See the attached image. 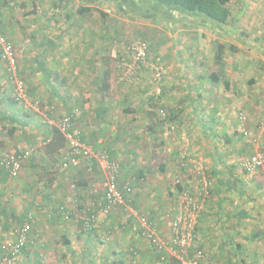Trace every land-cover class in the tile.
<instances>
[{"label": "crops", "instance_id": "crops-1", "mask_svg": "<svg viewBox=\"0 0 264 264\" xmlns=\"http://www.w3.org/2000/svg\"><path fill=\"white\" fill-rule=\"evenodd\" d=\"M108 1L110 0H49L45 5L50 3V7L60 10L57 16L62 17V19L59 17L45 23V19L41 17V28L36 30L37 34L35 35V40L38 42L36 49H33V43L31 44L27 38H20V56L28 59V62L24 58L26 62L18 69L26 78V82L22 80L26 85L27 92L32 97L29 99L44 102L46 110H48V106H53L56 108L58 118L69 111H73L76 129L80 132L81 137L85 142L100 150L108 149L106 148L109 145L106 131L115 130L114 110L111 107L112 102L108 94L110 87H108L107 82L104 84L102 79L106 72L105 67H102V57L103 54L108 52L110 54L111 51L109 49L103 51V48L105 43L109 47L112 41H117L122 30L118 28L119 25H116L118 21L115 19L103 20L99 17L94 21H89L79 19L78 15L88 12L95 14L93 11L95 7L108 12L109 6L105 8L100 4ZM131 1L132 7H138L136 0ZM254 5V3H243L244 16L249 10L256 9ZM82 7H91V10L81 13L78 9ZM120 7L123 8L125 5L122 4ZM121 8L118 10L119 13H122ZM244 16L235 22L229 19L227 25L222 28H213L208 23L205 24L192 19L173 20L168 17L159 20L154 19L165 25L164 27L167 29L163 30H165L169 40L167 42L160 41L153 48L155 53H159L163 59L165 58V75L159 88H154V92L151 93L152 96L145 107L147 105L148 110L154 108L153 113L148 111L149 115H156L155 110L159 108L165 109L169 115L166 121H162L159 125L152 124L151 119H148L150 121L147 126L149 132L152 133V143H156L155 146L151 145L149 148V156H160L155 166L151 167V170L153 169V179L151 180L153 188L149 197L152 199L153 205L150 209L159 210L160 204H162L161 208H175L178 197L173 184L175 177H180L184 186H194L193 181H190L192 177L188 171L190 169L178 164L181 157L192 154L194 156L192 158H195L200 164L199 167H202L201 170L198 167V170L200 173L203 171V175L208 179L209 196L201 213L199 225L202 236L201 245L206 248L204 250H207V255L209 253L210 264H217L219 252H222L226 247L229 250H234L236 247L244 248L243 250L249 254L246 258L252 263L250 256L255 255L253 250L258 245H264V201H260L258 197L260 195L259 189L264 191V186L261 182L256 181L254 190H243L239 193L237 188L244 186L241 180L237 179V183L240 184V186L237 185V188L235 183L230 181L231 178L240 174V171L247 172L244 168V161L251 152L246 154L248 147L243 138L252 140L250 133H253L251 129L255 123L254 118L258 116V119L261 120L262 115L264 117V107L262 108L259 105L260 101H258V99L264 100V72L260 64V59L264 58V43L261 36V33L264 32V28L261 27H264V22L262 21L258 25V21L254 18H249V16L244 18ZM120 20L123 21V19ZM162 24H159L158 27L161 28ZM47 25L51 26L53 30L51 34L46 27ZM111 26H115V28ZM3 28L6 32L8 31L6 26ZM11 42L13 43L12 40ZM232 45L234 50L231 49ZM52 47L53 50L50 51ZM185 49H189L192 54L185 53ZM213 54L216 55L218 68L215 71H210L207 77L203 75L205 73L201 68L191 69L183 63V59L191 55L193 58L208 57L212 60V58L214 59ZM217 56H219L218 60ZM170 57H174L176 60L171 62ZM175 64L177 65L173 67ZM3 65L4 62L0 59V151L5 148L25 147L27 144L36 145L40 142L44 144L50 135V127L55 124L57 117L46 116L44 121L40 117V121L44 123L42 126L37 118L38 115H35L31 110L33 108L38 111V108L34 106L30 108V105L26 104L21 106L11 103L10 96L13 92L8 88L7 73ZM213 74L218 76L217 81L211 79L210 76ZM91 75L96 77V82L93 85L86 82ZM257 101L258 104H256ZM131 106L133 109L125 106L121 109L122 114L127 115V118H131L130 116L137 110L135 109L137 108L136 105ZM256 110H260L261 113L256 114ZM47 113L50 112L47 111ZM47 113L46 115H48ZM240 113L245 114V122L238 120ZM123 126V129L119 126L115 133L124 131L122 135L125 136L127 132H131L128 124L125 123ZM212 126L217 130L214 131ZM33 135L38 139L42 135L40 142L33 141L31 139L34 137ZM193 139L196 141L193 142ZM35 163L32 160L27 164L25 163L19 178L15 182L0 173L1 217H6L7 214H12L14 217L15 214L22 212L27 203L34 202L36 193L29 194L25 187L26 182L29 181L28 175L34 173V169L37 168ZM93 164L91 170L88 169L86 161H83L79 167H73L75 169H72V173L76 178L74 182H79L83 187H89L90 184L98 185L102 179V171L97 162ZM188 165L197 167L193 163ZM136 167L139 173L135 172L136 179L132 180V191L127 197V201H132L133 205H138L140 196L136 194L138 191L135 186L145 178L141 172L146 174L147 170L150 169V164L143 161L141 164L138 163ZM82 168H84V172H82ZM129 177L127 176V178ZM201 178L202 176L198 183H200ZM233 181L235 182V179ZM41 182L39 181V183ZM50 182L54 190H70L60 178L45 181L48 187H50ZM15 185L19 186V198L25 204L21 205V211L13 209L19 205L17 199L14 198L13 201H10L11 196L9 194L14 193ZM39 189L40 185L38 184L37 193L41 195L39 200L51 196L46 190L43 191L45 194L42 195L39 193ZM241 189L244 188L241 187ZM72 193L68 192L67 199L77 195L79 200L87 205L101 198L99 187L97 193L88 194L85 190L81 192L76 190ZM251 193L252 195H250ZM245 199H249V206H256V212L239 207L240 203L246 201ZM227 202L230 203V207L226 205ZM235 204L236 206H234ZM129 206L132 207V205ZM47 207L44 209L49 215L47 213L42 215L44 229L43 227L39 228L38 236H36L38 242L35 241L37 244L40 240H44L41 237L39 239L40 235L59 233L61 242L57 245L61 244L63 250L69 252V256H71L72 250L88 249L94 246L90 243L92 234L99 232L100 226L105 225V222L97 223V228L92 231L84 230L83 232L75 229L76 224L74 223L76 221L73 218H67L65 224L62 225H57V222H52L51 219L49 221V216L52 215L55 218L56 214L52 212L53 205ZM135 211L138 212L137 209ZM162 213L158 215L161 220L159 226L164 227V232L161 235L165 236L169 233V220L165 219L164 215L161 217ZM131 217L135 220V217ZM44 218L48 220L44 221ZM254 218L257 219V222L254 221ZM37 219L39 220V217ZM117 219L120 222L119 219L122 217H117ZM48 223L56 226L55 231L53 228L46 229ZM156 224L158 223L156 222L154 225ZM10 225H7L4 219L0 220V229L3 227L6 229V226L9 229ZM57 230L58 232H56ZM100 231L103 232L102 229ZM66 238L68 242L64 244L63 241ZM29 240L28 252L31 249L29 245L33 240L32 235L29 236ZM132 240L136 242L134 245L139 250L137 251L139 258L140 256L142 259L151 258V251L148 247L157 254V251L145 238L141 240L134 236L132 239L130 237L124 239V242L132 245L133 242H130ZM142 242L145 243L143 248L140 247ZM229 244H233L234 247H230ZM144 250L148 252L145 253ZM120 253L122 254V252ZM72 258L73 261L76 260V257ZM129 258V254H125L119 258L122 261L118 260V262L119 264H130L128 263ZM221 258L223 259L222 256ZM231 258L226 257V261L230 264H232ZM146 263L147 261H143L142 264ZM78 264H83V261H79Z\"/></svg>", "mask_w": 264, "mask_h": 264}, {"label": "rangeland", "instance_id": "rangeland-1", "mask_svg": "<svg viewBox=\"0 0 264 264\" xmlns=\"http://www.w3.org/2000/svg\"><path fill=\"white\" fill-rule=\"evenodd\" d=\"M47 2H49V0H0V15H1V27L0 28H1V31L6 36H8V38H10L14 43V49L16 53L18 69L19 67H22V64L24 62L26 61L28 62V59L20 56L21 54L20 53V49H21L20 38H27L31 44L33 43V49H36V44L38 42L35 40L36 39L35 35L37 34L36 30L41 28V23H42L41 17L45 19L44 21L45 23H48V21H52L60 17V16H57L60 10H58L57 8L50 7L51 6L50 3L45 5ZM108 2L100 3L102 7L106 8V6H109L108 12H105L101 10L100 8L95 7L93 9L95 14H93V12H88V13H82L81 15H78L79 19L81 18V19H86L89 21H94L99 17H101L103 20H106L108 18L115 19V21H118L116 25H119L118 28L122 30V33L119 34V39H117V41H112L109 47L108 45H106V43H105V46L103 45L104 46L103 51L109 49V51L111 52L110 54L109 52L107 54H103V57H102L103 66L102 67L103 68L105 67V70L108 71L107 72L108 74L107 83L109 84V87H110L108 94L110 96V101L112 102L111 107L114 110V113H113L115 117L114 129L116 130L119 126H121V129H123L124 127L123 125L126 123V125L128 124V128L131 132L129 133L127 132V134L123 136L122 133L124 131L120 133L119 132L115 133V130H110V129L107 130L106 133L108 135L109 145L106 147L108 149H106L105 151L111 154L115 159L121 162V165H122V172L120 175L121 180L127 179V176H130V174H135V172L139 173V171L137 170L138 168L136 167L138 163L141 164L143 161H146L148 164H150V167H149L150 169L147 170L146 174L141 172V174L145 175V178L142 181L140 180L141 183H138L135 186L138 191L136 192V194L140 195L138 198V205H133L132 201L129 202V205H132L133 208L137 209L139 212L143 214L153 215L154 220H156V222L158 223L154 225L155 231L160 235L162 232H164V227L159 226V222L161 223V220L159 219L158 215L168 208L167 207L161 208L162 204H160L158 206L159 210L150 209V207L153 205L151 203L152 199L149 197V194L152 193L151 189L153 188V183L151 181L153 179V175H152L153 169L151 170V167L155 166L160 156L158 155L156 157H154V155L152 157L149 156L150 155L149 148H151V145L155 146L156 143L155 142L152 143V139H151L152 133L149 132V128L147 125H148V122L150 121L148 119H151L152 124L159 125L162 121H166L169 114L167 116H162L159 113H157V110H158L157 109L155 110L156 115H149L148 111L149 113H153L154 108L152 110H148L147 105L145 107V104L148 103L149 98L152 96L151 93L154 92V88L155 89L159 88L160 84L162 83L164 79L165 73L163 74V77L161 80H156L154 79V76L151 74L150 71L142 68L140 70L139 75H137L135 78H133L130 81L124 82L119 79L120 69L118 67V63L120 61L127 62L130 60V56L126 52V45L136 38H142L146 40L149 44V55L159 56L161 58V61L163 62V65H164V71H165V64H164L165 58L163 59V57L159 55V53H155L153 48H155L156 45H158V42L160 41L167 42L169 40L168 35L166 34L165 30H163L167 28H165L164 27L165 25L162 24L160 21L158 22V21L153 20L152 18H148L147 15L140 12L142 9H139L138 7H134V9H129L126 7L121 8L118 5L122 10L121 11L122 13H119L118 12L119 7L117 6V4L116 3L114 4L111 1H108ZM243 3H247V4L254 3L255 4L254 7H256V9L249 10L247 15L244 16L245 11L244 9H242ZM228 7L230 9L229 19H232L233 22H235L236 20H240L241 18H243V16L244 18H246L247 16H249V18H252V19L254 18L256 21H258L257 22L258 25H260L262 21L264 22V0H231L228 3ZM176 15L178 14L176 13ZM149 16L152 17V15H149ZM156 17L159 20L162 16L160 17L159 15ZM60 18L62 19V17ZM120 19H123V21H121ZM159 24H162L161 28L158 27ZM5 26L8 30L7 32L3 28ZM115 26H111V27L115 28ZM46 27H48L47 29H49L48 31L51 34L53 31L51 26L49 27V25H47ZM261 27L264 28L263 26ZM257 28L259 27L257 26ZM48 31H46V33H48ZM261 36L263 37L262 42L264 43V32L261 33ZM51 50H53V47L50 49V51ZM184 52L192 54V52L189 51V49H185ZM215 57L216 55H214V59L212 58L211 60V58H208V57L203 58V59L196 58V57L193 58V56L191 55V56H188L187 58L185 57L186 59H183V63L185 64V66L188 65L187 67L188 68L190 67L191 69L201 68L205 73L203 75L207 77L210 71H215V69L218 68V64L216 63ZM24 58L26 59V61H24ZM169 60L172 62L173 60H176V59L174 57H170ZM260 64H261V67L264 65V58L260 59ZM176 65L177 64H175L173 67H175ZM3 67L7 73L8 88L11 92H13V89H14L13 79L11 78L10 74L7 71L5 62H4ZM17 74L21 79H23L26 82V78L22 74L21 70H18ZM95 78H96L95 76L91 75L90 78L87 79L86 82L89 85H93L96 82ZM251 92L252 90L250 91V93ZM87 93L90 94L89 92ZM28 96L29 98H32L29 93H28ZM258 101H260L259 105H261L263 108L264 100L258 99ZM258 101L256 102V104H258ZM39 103L40 104L38 106V111L31 108L30 106L31 110H33V113L35 115H38L37 118L39 121L41 120L40 117L42 118L43 121L46 119V116L57 117L56 108H53L52 111H50L49 109L46 110L44 102L39 101ZM21 104L23 105L24 103H20V105ZM248 104H251V102H248ZM131 105H136L137 108L135 109L137 110L134 112L132 116H130L131 118L129 117L127 118L126 117L127 115L122 114L121 109L123 106L129 109H133V106ZM260 110L259 111L256 110L255 113L256 114H259V112L261 113L262 110L261 111ZM47 111L50 113H47ZM46 113L48 115H46ZM240 114L242 115L243 113H240ZM263 114H264V111H263ZM258 118H259L258 116L254 118L255 123L254 125H252L251 130L253 133H250V138H252V140H250L249 138L248 140L245 137L243 138L244 142L247 144V147H248L246 154H248L249 152L253 153L255 151H259L264 155V117L262 115L261 120ZM257 119L258 121H256ZM238 120L240 121L239 118ZM43 124L44 123L41 122L42 126ZM212 129L214 131L217 130V128H214L213 126H212ZM41 136H39V139L38 137H35V136L34 137L30 136V137L31 139H33V141H39ZM195 141L196 140H194L193 142ZM42 145L43 144L40 142V143H36V145L27 144L25 146V147H29L31 149V152H30V155L24 160L22 167L25 163L27 164L31 160L33 162H36L35 164H37V168L34 169V173H30L28 175L29 181L26 182L25 188L28 190L29 194L34 192L36 193V195L34 196L35 199H33L34 202L27 203L26 204L27 206L22 210V212L19 214H15L14 217L12 216V214H7L6 217H1L2 215H0V220L4 219L7 225L11 224L10 225L11 228L9 227V229H7L8 226H6V229L5 227L0 229V255L6 251V248L8 247V243L14 239V231L23 221L25 213L32 211L34 212V220L32 222L31 232L28 235V238L30 235H32V239H33L29 245L31 249L26 255H20V257L18 258V261L11 263V264H78V262L81 260L83 261V264H119L118 260H121L119 258L124 256L125 254H129L130 256V258L128 259V263L130 264H142L143 261H147L146 264L148 263L166 264L167 263L168 261L167 257H166V260L159 258L160 253L156 254L150 247L148 248L151 251L150 252L151 258L142 259L141 256L139 258V253L137 252L139 250L134 245L136 242L133 240L130 241V242H133L132 245L126 244V242H124V239H128L129 237L132 239L134 236H136V238L138 239L140 238L141 240L142 239L144 240V237L139 233V231L134 229L135 227L138 226L137 220L136 219L133 220L131 217L132 216L131 213L125 209H114L110 214H108V216L99 218L97 223L99 224V222L100 223L105 222V225L100 226L101 227L100 230L102 229L103 232L99 230V232H93L92 234L90 243L91 245H94L95 247L93 246L88 249L82 248L78 250H72L71 252L73 254L71 253V256H69V252H67L66 250H63L61 244L57 245V243L61 242V238H59L60 237L59 233L58 234L56 233V235H50V234L40 235L39 239L43 238L44 240L43 241L40 240L39 244H37L38 239H36V236H38L39 228L41 229V227L44 226L42 223V215L47 213L45 212L46 209H44L45 207H47V205L48 207L49 205H53L52 212L53 213L55 212L56 214L55 218L54 216L50 215L49 216L50 218H48L49 221L51 219L52 222H57V225L65 224V222L67 221L66 220L67 218H64L62 214V211H63L62 207L65 210H67L70 207L68 206V204L66 205V199L68 198V192L72 193L73 188L71 187V184H73L72 182H74L76 179L72 173V169H75V168L70 167L68 169H61L60 154H59L57 161H51L48 158L41 156L40 147ZM188 157L192 158L194 156L192 154L191 155L189 154L187 158ZM52 169H56V171L53 172V174L50 173ZM186 169H190L188 170L192 174L190 181H193L192 183L194 184V186L192 187L188 186V187L192 191H196L200 187V184L198 182L201 177V173L197 167H194L192 165H186ZM84 171H85L84 168H82V172ZM206 175L209 178V175L207 172H206ZM18 178L19 176L16 179H13L12 181L15 182V180H17ZM53 178L54 179L60 178L63 181V183L68 185L70 190H65V191L64 189L62 191H57V189L54 190L51 182L49 183L50 187H48L45 181L49 179H53ZM233 179H235V182L233 181ZM237 179L241 180L244 186H240L239 182L237 183ZM39 181H42V182L39 183ZM230 181L231 183H235L236 188H237V185L240 186V188H237L239 193L243 192V190H249V191L254 190L256 188L255 186L256 181L261 182L262 186H264V165L263 167L254 171V173L251 175H249L248 172L240 171V174H238L235 178H231ZM74 183L77 184L80 188L81 187L83 188L82 184L80 185L79 182H74ZM38 184L40 185L39 193L43 195V193L46 190L48 191L47 193L50 194L51 196L46 197V199L41 198L39 200V197L41 195H38L37 193ZM241 187L244 189H241ZM18 189H19V186L15 185L14 190H13L14 193L12 192L9 195L11 196L10 201H13V199L15 198L18 200V203H19V205L13 209H18L19 211H21V205H25V204L21 202L19 198L20 194L18 192ZM259 190H260L259 191L260 195H258L259 200L264 201V191L262 189H259ZM160 194L163 195L162 193ZM250 195H252V193ZM258 197H256V199H258ZM241 200H244V199H241ZM245 200H246L245 202H242L239 204V207H242L244 210L247 208V210L249 209L251 210V212L252 211L256 212L255 210L256 206L255 205L249 206V203H248L250 202L249 199L248 200L245 199ZM79 202H80V206L86 207L87 204H83L84 202H81L80 200ZM226 205L230 207V203L227 202ZM234 206H236V204ZM38 207L40 208V210ZM47 214L49 215V213ZM37 217H39V220L37 219ZM117 217L119 218L122 217V219H119L120 222L118 221ZM46 219L47 218H44V221ZM251 219L253 218L251 217ZM74 220L76 221L74 223L76 224L75 229L81 230L84 232L83 228L81 227L80 222L76 219ZM254 221L257 222V219L254 218ZM199 224L200 223H198V226H197V235H198L197 243H200V248L204 250L206 248H203L201 245L200 239L202 238V236H201ZM97 225L95 228H97ZM47 228H50V229L53 228L54 230L56 226H52L51 223H48L46 226V229ZM58 230L56 232H58ZM34 235L35 237H33ZM242 237H243V234H242ZM247 239H249V236H247ZM229 245H231L230 247H234L233 244H229ZM140 247L142 248L145 247V243L142 242V244H140ZM243 249L244 248L242 247L241 248L236 247L234 250H229L227 247L224 248L222 252H219V261L217 262V264H230L228 261H226V257H232L231 258L232 264H264V245H260V246L258 245L256 249L253 250L255 252V255L252 254L250 256L252 259V263H250L248 258H246L249 256V254L246 253V251ZM119 250L120 252H122V254L119 252ZM146 251L147 250H144L145 253ZM206 251L207 250H204L206 254V260L208 264H210V261H209L210 259L208 258L209 253L207 255ZM221 256L223 257V259L221 258ZM72 257H76V260L73 261ZM113 261H115V263H112Z\"/></svg>", "mask_w": 264, "mask_h": 264}, {"label": "built area", "instance_id": "built-area-1", "mask_svg": "<svg viewBox=\"0 0 264 264\" xmlns=\"http://www.w3.org/2000/svg\"><path fill=\"white\" fill-rule=\"evenodd\" d=\"M1 27V15H0ZM126 52L130 56L129 61L118 63L120 69L119 79L121 81H130L139 75L140 70L147 69L154 76V79L161 80L164 74V65L159 56L149 55V44L142 38H136L126 45ZM0 59L5 62L8 73L13 79V95L15 99L26 105L38 108L37 99H29L26 85L18 76V67L16 53L11 40L2 33L0 28ZM33 100V101H32ZM29 106V107H30ZM47 109L53 110V106ZM160 112L164 114L163 109ZM75 117L72 113H66L60 116L55 124L66 139V145L60 152V167L68 169L70 167H79L83 161L87 162L88 169L91 170L93 163L97 162L101 171L102 179L98 185L90 184L89 187H79L77 184H71L73 191H83L91 194L97 193L98 187L101 190V198L88 204L86 207L80 206L79 199L74 196L66 200V205L70 206L67 210L62 207L64 218H73L80 222L83 230H91L99 218L106 217L114 209H125L131 213L137 220V227L134 229L146 238L152 247L159 253H168L176 257L180 264H208L204 250L197 247L198 235L197 226L205 202L209 196L208 179L201 171L200 187L192 191L189 187L181 183L180 177L174 179V183L182 185L178 191V200L174 209L167 210L164 213L165 218L169 220V233L159 235L155 231L154 224L150 221L148 215L139 214L135 209L126 203L125 195L132 191V180L136 179L134 174L125 180L120 179L121 165L118 160L111 158L108 152L95 148L82 140L80 132L76 129ZM241 122H245L246 116L240 115ZM29 147H18L16 150L0 151V169L7 179H15L20 175L24 160L30 155ZM185 155L179 159V164L186 167L189 163L200 166L195 158ZM264 155L255 151L245 157L244 168L251 174L257 169L263 167ZM202 167H199L201 170ZM39 208V207H38ZM34 212L25 214L21 224L15 229L16 239L10 244V252L2 254L0 264H11L16 262L18 253L22 245L25 244L32 228ZM164 257L161 256V259Z\"/></svg>", "mask_w": 264, "mask_h": 264}, {"label": "trees", "instance_id": "trees-1", "mask_svg": "<svg viewBox=\"0 0 264 264\" xmlns=\"http://www.w3.org/2000/svg\"><path fill=\"white\" fill-rule=\"evenodd\" d=\"M110 1L113 2L114 4L116 3L117 6L118 5L121 6L123 4V5H125V7L129 8V9H134V7H132V1L131 0H110ZM136 1H137L136 2V6L138 5V8L142 9L141 10L142 13L147 15L148 18H152L153 20L157 19L156 16L160 15V17L162 16L161 19L165 18V17L171 18L173 20H177V19H189L190 20V19H192V20H198L199 22H203L205 24L208 23V25H210L213 28L214 27L222 28L225 25H227L228 20H229V16H230V9L228 7V2L230 0H136ZM118 9H120V7ZM78 10L81 13L82 12H87V11L91 10V7H82L80 9H78ZM176 13L178 15H176ZM149 15H152V17H150ZM160 17H158V18H160ZM231 49L232 50L235 49L233 45H232ZM217 58H219V56H217ZM262 69L264 71V65L262 66ZM107 72L108 71L106 70V72L104 73L103 78H102L104 84L107 82V79H108ZM210 77H211V79L213 81H217L218 80V76H216L214 74L211 75ZM225 83L227 84L226 81H225ZM10 97H11L10 98L11 99V103H14V104H18V103L20 104L21 103V102H19V101H17L15 99L13 94ZM160 109H163V108H159L157 110V112L160 115H162V116H167V113H166L165 109H163L164 114H162L160 112ZM68 113H72L74 115L73 111H69ZM49 131H50V133H49L50 135H49L48 139L44 142V144L40 147V153H41V156H44L45 158H48L51 161H57L61 150L66 145V139H65L63 134L59 131V129L55 125L51 126ZM82 140H84V139L82 138ZM5 149H2V150H5ZM16 149H17V147L15 149H8V150H16ZM108 155L111 158L115 159L111 154L108 153ZM119 163L121 165L120 161H119ZM121 168H122V165H121ZM55 171H56V169H52L50 171V173L53 174V172H55ZM121 171H122V169H121ZM0 173H2L1 169H0ZM2 174L5 176L4 173H2ZM181 183H182V181H181ZM181 183L180 184H176V183L173 182L177 193L182 187ZM129 194L130 193H127L125 195L126 203H128V204H129V201H127V197H129L128 196ZM177 200H178V197H177ZM176 204H177V201H176ZM170 209L171 208H169L167 210H170ZM167 210H165L162 213L161 217H163L164 213ZM139 214L143 215V213H141V212ZM147 215H148L150 221L153 224H155L156 221L153 218L154 216L149 215V214H147ZM164 218H165V216H164ZM96 225H97V223H96ZM96 225L91 230H85V231H92L96 227ZM15 239H16V235L14 233V239L13 240H15ZM29 241L30 240L27 237V240H26L25 244L22 245L20 250H19V253H18L19 257H20L21 254L22 255H26L28 253V243H29ZM11 242L8 243V247L6 248V251L4 253H2V254L10 252V244H11ZM67 242H68V240L66 238L63 241V243L67 244ZM197 247L198 248L200 247V243H197ZM157 254H159L158 251H157ZM1 255H0V257H1ZM161 256L164 257L163 260H166V257H167L168 261H167L166 264H180L179 260L176 257H174V256H172V255H170L168 253H160L159 254V258H161Z\"/></svg>", "mask_w": 264, "mask_h": 264}]
</instances>
